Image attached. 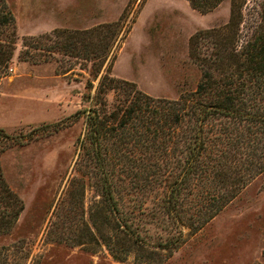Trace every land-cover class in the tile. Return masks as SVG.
Returning <instances> with one entry per match:
<instances>
[{
  "label": "rangeland",
  "instance_id": "374dc122",
  "mask_svg": "<svg viewBox=\"0 0 264 264\" xmlns=\"http://www.w3.org/2000/svg\"><path fill=\"white\" fill-rule=\"evenodd\" d=\"M254 1L244 7L246 17ZM3 2L14 18L15 50L0 78V129L11 138H0V165L23 211L10 233L0 235L1 256L6 264H149L133 253L115 259L91 225L99 196L94 179L76 172L84 119L72 116L104 75L154 98L176 99L193 90L200 71L188 56L189 40L199 30L224 26L231 0L207 13L186 0ZM105 25H114L110 33L119 32V42L103 64L42 50H32L38 64L19 58L27 39ZM107 98L112 101L113 93ZM123 195L126 201L134 196ZM145 226L152 242L165 238L160 222ZM144 251L136 255L145 258ZM156 251L153 264H264V172L199 232L185 228L177 248Z\"/></svg>",
  "mask_w": 264,
  "mask_h": 264
},
{
  "label": "trees",
  "instance_id": "16d2710c",
  "mask_svg": "<svg viewBox=\"0 0 264 264\" xmlns=\"http://www.w3.org/2000/svg\"><path fill=\"white\" fill-rule=\"evenodd\" d=\"M186 1L201 13L222 2ZM247 1L231 0L224 26L190 38L188 56L200 71L193 90L176 99L154 98L104 75L72 116L84 119L76 172L94 179L99 196L90 209L91 225L115 259L133 253L137 262L153 264L156 249L177 248L183 229L199 232L264 172V0H255L246 17ZM0 2L1 78L15 50V33L14 18ZM113 26L27 39L19 58L38 64L32 50H42L103 64L119 42V32L110 33ZM0 138L11 140L2 129ZM125 191L134 194L130 201ZM22 211L0 165V235L10 233ZM154 222H160L163 240L152 242L145 229ZM141 250L145 258L136 255ZM5 259L0 254V264Z\"/></svg>",
  "mask_w": 264,
  "mask_h": 264
},
{
  "label": "crops",
  "instance_id": "0c3cea01",
  "mask_svg": "<svg viewBox=\"0 0 264 264\" xmlns=\"http://www.w3.org/2000/svg\"><path fill=\"white\" fill-rule=\"evenodd\" d=\"M53 78H55V77H53Z\"/></svg>",
  "mask_w": 264,
  "mask_h": 264
}]
</instances>
